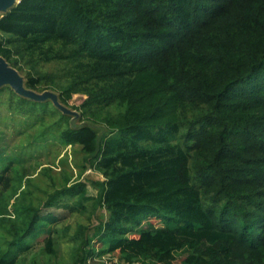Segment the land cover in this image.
<instances>
[{
  "label": "trees",
  "instance_id": "1",
  "mask_svg": "<svg viewBox=\"0 0 264 264\" xmlns=\"http://www.w3.org/2000/svg\"><path fill=\"white\" fill-rule=\"evenodd\" d=\"M0 34L48 56L72 46L80 73L63 101L94 80L90 101L124 107L102 142L88 123L60 132L105 177L96 255L175 264L187 248L182 264H264V0H21ZM67 190L83 208L94 199L85 183Z\"/></svg>",
  "mask_w": 264,
  "mask_h": 264
},
{
  "label": "rangeland",
  "instance_id": "2",
  "mask_svg": "<svg viewBox=\"0 0 264 264\" xmlns=\"http://www.w3.org/2000/svg\"><path fill=\"white\" fill-rule=\"evenodd\" d=\"M8 10H0V17ZM0 43L11 51L9 60L0 56L18 71L26 89L53 94L35 100L8 82L0 85V258H14L15 264H105L119 259L110 253L96 255L93 250L98 227L109 218L98 198L105 177L93 165V155L86 154L80 144L63 143L60 132L88 123L98 130L102 142L110 132L108 119L117 117L124 107L117 101H90V92H101L103 86L94 80L63 101L64 90L80 73L81 61L72 46L55 43L53 55L48 56L9 42L2 34ZM32 77L39 78L37 85L30 84ZM24 98L46 105L34 108ZM61 113L68 117L64 119ZM78 183H85L87 194L94 197L84 208L76 202L77 193H63ZM59 194L63 201L53 204ZM47 215L56 216L57 221L47 233L35 237L30 231ZM175 255L174 263L182 264L188 250Z\"/></svg>",
  "mask_w": 264,
  "mask_h": 264
},
{
  "label": "water",
  "instance_id": "3",
  "mask_svg": "<svg viewBox=\"0 0 264 264\" xmlns=\"http://www.w3.org/2000/svg\"><path fill=\"white\" fill-rule=\"evenodd\" d=\"M20 2L21 0H0V10H8L9 8L14 7ZM7 82L10 83L14 87V89L20 94L35 100H45L47 97L53 95L51 92H46L45 94H39L34 91L26 89L22 85V79L18 71L15 68L9 66L6 59L0 56V85ZM60 106L64 110V106L62 104ZM67 112L76 115V118L80 117V114L78 112L76 113H73L71 111H67Z\"/></svg>",
  "mask_w": 264,
  "mask_h": 264
},
{
  "label": "built area",
  "instance_id": "4",
  "mask_svg": "<svg viewBox=\"0 0 264 264\" xmlns=\"http://www.w3.org/2000/svg\"><path fill=\"white\" fill-rule=\"evenodd\" d=\"M105 264H130V263H123L118 258H114V260L106 261Z\"/></svg>",
  "mask_w": 264,
  "mask_h": 264
}]
</instances>
